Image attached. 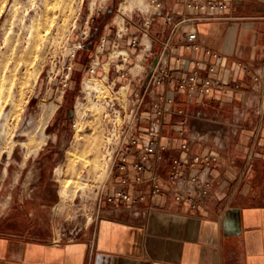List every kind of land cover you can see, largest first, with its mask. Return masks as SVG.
I'll return each instance as SVG.
<instances>
[{"label": "crops", "instance_id": "0c3cea01", "mask_svg": "<svg viewBox=\"0 0 264 264\" xmlns=\"http://www.w3.org/2000/svg\"><path fill=\"white\" fill-rule=\"evenodd\" d=\"M197 28L202 49L178 42L168 65L180 68L174 70L179 78L188 58L208 65L203 49L221 52L228 58L214 74L226 88L192 96L178 94L169 82L157 89L158 96L176 100L162 115L156 153L140 181L134 154L109 183V192L121 189L136 201L109 202L104 195L94 221L78 238L0 232V264H264V76L256 80L239 65L264 70V0L243 1L229 19L202 21ZM111 33L105 24L103 36ZM151 33L160 35L159 21ZM152 47L155 56L160 43ZM121 48L125 61L138 59L134 47ZM150 102L146 114L152 112ZM195 155L211 164L194 162ZM177 158L185 167L170 181Z\"/></svg>", "mask_w": 264, "mask_h": 264}, {"label": "rangeland", "instance_id": "374dc122", "mask_svg": "<svg viewBox=\"0 0 264 264\" xmlns=\"http://www.w3.org/2000/svg\"><path fill=\"white\" fill-rule=\"evenodd\" d=\"M136 5L148 7L0 0V232L78 238L94 221L110 189L108 117L142 75L119 33Z\"/></svg>", "mask_w": 264, "mask_h": 264}, {"label": "built area", "instance_id": "2783aa9c", "mask_svg": "<svg viewBox=\"0 0 264 264\" xmlns=\"http://www.w3.org/2000/svg\"><path fill=\"white\" fill-rule=\"evenodd\" d=\"M107 1V0H104ZM147 2V9L136 5L129 13H123L124 29L119 33L128 34L127 44L138 51V59L134 67L142 68V75L137 79V87L127 94V101L118 107L113 108L108 117L106 127L105 143L107 154L110 160V173L108 177L113 178L115 173L124 172L127 169L131 155L136 156L133 168L137 173V180L140 181L142 174L151 156L156 153L158 137L161 131L162 115L172 108L176 97L166 95L158 96L157 89L166 83H173L178 94L192 96L195 91L204 95H212L226 86L214 73L219 67L226 63L228 57L221 52L209 48L203 49L204 54L210 59L208 65L195 58H188L189 67L182 77H176L174 70L168 65L169 54L176 43H184L194 50H201L197 24L206 20L229 19L232 8L243 1L248 0H144ZM171 2V4H169ZM155 21L161 25L159 36H153L152 26ZM134 27L135 30L130 31ZM160 43L159 53L152 56L153 43ZM141 66H140V65ZM239 65L247 73H252L253 78L259 80L264 76L263 69L251 70L246 64ZM133 67V68H134ZM207 69L209 74L204 75L203 70ZM140 74L139 71L136 75ZM135 75H133V78ZM132 79L129 80L131 84ZM237 88L238 85H235ZM151 100L150 114L143 110L147 100ZM144 136H141V130ZM144 144L139 147L141 139ZM194 162L202 161L206 165L211 164L208 157L201 158L199 155L192 156ZM185 167L181 158L174 160L169 180L174 181L182 168ZM157 176L152 179L157 181ZM159 184L156 182L154 191H159ZM205 193V191L203 190ZM106 199L114 201L116 198L122 201L135 202L136 199L121 189L114 192L102 193ZM191 203H196L195 197H191Z\"/></svg>", "mask_w": 264, "mask_h": 264}, {"label": "bare ground", "instance_id": "6f19581e", "mask_svg": "<svg viewBox=\"0 0 264 264\" xmlns=\"http://www.w3.org/2000/svg\"><path fill=\"white\" fill-rule=\"evenodd\" d=\"M124 3H126V0H124ZM139 6V5H138ZM145 10V9H144ZM88 82V81H87ZM88 85V84H87Z\"/></svg>", "mask_w": 264, "mask_h": 264}]
</instances>
